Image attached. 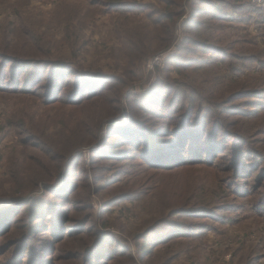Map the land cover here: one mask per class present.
Returning a JSON list of instances; mask_svg holds the SVG:
<instances>
[{
	"label": "trees",
	"instance_id": "1",
	"mask_svg": "<svg viewBox=\"0 0 264 264\" xmlns=\"http://www.w3.org/2000/svg\"><path fill=\"white\" fill-rule=\"evenodd\" d=\"M157 1L173 10L165 14L123 0H80L79 13L45 20L46 28L41 27L44 33L39 32L40 35L34 31L36 26L29 23L32 30L24 29L21 37L12 34L14 17L19 12L13 11L12 6L0 5V202L13 199L29 205L30 209V202L26 201L32 193L41 186L46 189L45 193L55 191L58 183L68 179L75 161L82 158L83 148L99 140L104 130L108 131V143L117 136L124 141L122 146L128 148L107 151L106 146L103 159L126 163L131 159L128 151H137L140 162L131 165L143 169L132 172L136 181L142 183L141 176L150 170L164 176V170L185 168L196 177L184 188L175 184L169 187L167 198H160L166 192L160 178L156 187L145 194L149 198L143 204L106 210L102 229H112L111 221L124 216L126 222L121 232L125 233L123 226L140 232L137 238L148 242L147 247L154 244L160 249L168 241L191 237L190 228L203 226L199 224L202 222L194 225L179 217L216 219L219 212L235 211L239 198L249 196L250 190L263 185L264 167L258 161L262 151L250 145L248 138L253 126L249 125L250 119L264 120V114L255 113L257 109H264V70L260 69L252 77L255 71L242 67L257 58L264 60V52L255 51L257 55H254L252 50L264 48V33L253 39L242 38L238 50L231 55L225 51L232 49L228 38L223 36L226 27L193 23L200 13L198 5L205 6L204 0ZM106 6L107 12L97 9ZM188 7L193 8L189 11ZM121 8L124 12H120ZM136 9L151 10L140 14ZM206 11L201 14L203 17L210 15L220 23L234 21L220 9ZM182 17H185L181 21L184 33L176 50L193 51L189 48L193 47L207 55L206 58L202 63L184 65L175 55L172 64L176 65L179 78L168 77L164 67L156 68L148 86L139 84L141 93L129 95L128 103L122 106L124 93L142 82L144 65L177 41L175 27ZM189 26L198 28L197 37L185 34ZM94 36L99 37V45ZM18 42L21 43L15 44ZM223 52L229 55L228 60L221 58ZM108 79L116 85L111 100L107 93L114 87ZM85 108L93 110L92 119ZM59 113H69V116L51 118V114ZM116 114L120 119L129 117L128 122L111 118ZM229 114L235 118L227 121ZM111 131L115 133L111 135ZM226 151L230 158L222 161L219 157ZM219 164L224 166V176L218 174ZM251 177L256 186L241 185L240 180ZM121 184V180H103L97 186L111 188ZM69 185L66 181L60 189ZM123 197V202L136 200L130 194ZM263 201L259 202L261 207H264ZM47 204L54 205V202ZM30 215L37 223L33 230L44 227L40 231L54 238L61 232L63 225H57L58 216L50 217L44 208ZM254 226L255 230L247 226L243 234L227 231L219 235L214 229L211 242L214 251L202 243L197 248L201 254L205 251L213 254L212 261L226 255L232 261L252 260L264 251V219L255 220ZM6 227L5 223L0 231ZM15 227L17 223L4 232L9 235ZM102 229L95 232L97 238L89 250H96L98 241L106 234ZM249 230L253 240L247 239L245 244ZM27 247L21 246L20 252ZM201 259L195 264H208V259Z\"/></svg>",
	"mask_w": 264,
	"mask_h": 264
},
{
	"label": "rangeland",
	"instance_id": "2",
	"mask_svg": "<svg viewBox=\"0 0 264 264\" xmlns=\"http://www.w3.org/2000/svg\"><path fill=\"white\" fill-rule=\"evenodd\" d=\"M0 0L1 4H6L12 6L11 9L16 13L19 12L17 17H14V30L12 34L17 37L24 36V29H31L29 23L36 26L35 32L44 33L45 20L54 19L57 16L67 17L78 12L77 6L80 0ZM91 2V0H89ZM95 1V0H92ZM104 1V0H103ZM109 0H105L108 2ZM125 3L129 4H139L144 6V8H153L152 10L161 11L165 14H169L173 9H166L164 5L158 3L157 0H123ZM31 2V6L27 4ZM196 2V0H195ZM194 2V3H195ZM205 6L198 5V15L196 14L195 21L193 23L201 22L203 25L215 26L221 24V26L226 27L223 30V36L228 38L231 48L225 51H229L231 55L234 54L235 50H238L240 40L242 38L253 39L256 36L264 33V0H204ZM102 8V9H99ZM189 11L192 10L193 7ZM217 8L218 10H216ZM98 10H104L107 12L108 7H98ZM150 9V10H151ZM222 11L229 18L234 20L233 22H218L210 15L203 17L201 14L207 12L206 10H212L213 12ZM140 14H147L148 11H138ZM10 11V10H9ZM120 12H124L121 8ZM2 12H0L1 15ZM152 13V11H151ZM48 14H53L48 16ZM188 17V16H187ZM176 25V42L165 52H162L151 60H149L144 65V78L142 82L136 83L134 86L130 87L126 93L121 98L122 106L128 103L129 95H139L141 89H138L139 84L143 87H147L149 79L156 73V68H166L168 77L174 79L179 78L175 70L176 65L172 64V57L179 56L180 61H184V65H189V62L202 63L203 59L207 55L201 53L199 50L191 48L193 51H180L176 50V45L181 41L183 36V30L181 24L182 20ZM2 20V17L0 18ZM198 23V24H199ZM47 24L52 23L48 22ZM134 26V23H131ZM227 27L235 28L236 30H229ZM46 28V27H45ZM198 28L190 27L185 31L188 36L197 37ZM96 35V34H95ZM264 36V35H263ZM93 40L99 42V37L94 36ZM262 40V39H261ZM261 40L257 41L260 43ZM264 40V39H263ZM21 42L15 43L19 44ZM234 46V47H233ZM13 47H18L13 45ZM225 48V47H224ZM253 48V47H252ZM251 48V49H252ZM253 54L255 51L264 52L262 46L252 49ZM222 59L228 60L229 55L226 53H220ZM217 54L218 57H220ZM98 57V55H96ZM216 57V58H218ZM262 60V62L260 61ZM105 62V61H104ZM112 66V65H111ZM264 60L263 58H257V61L247 63L246 66L242 67L249 71L254 70L255 73L251 74L258 75L257 71L263 69ZM171 68V70H169ZM104 75H107L103 72ZM109 84H113L114 88H111L107 95H109V100L113 97L112 92H114L115 86L113 80H107ZM144 89V88H143ZM126 102V103H125ZM136 108V107H134ZM90 114L89 118L92 119L94 112L91 109L85 108ZM264 114V109H257V112ZM148 115V114H147ZM69 116V113H59L51 114V118L59 119ZM230 116V117H229ZM238 117V115L236 116ZM111 118H117L118 121L127 123L129 117L123 116L122 119L118 117V114L113 115ZM233 115H227L226 120L230 121ZM145 121V120H144ZM245 120L243 119V122ZM249 125L252 126V135H249L248 143L254 148L261 150V156L259 157V165L264 167V120L263 122L252 121L250 119ZM251 128V127H250ZM115 131H111V135ZM108 131L104 130L101 132V138L93 141L89 145L85 146L82 150V158L76 160L73 164L70 173L68 174V181L71 185L68 188L62 190L60 187L64 182L58 183L55 191L52 193H45L46 189L43 186L39 187L32 196L27 199L30 202L29 205L24 203L16 202L12 200L0 202V204L7 203L4 207L0 206V227L6 223L5 230L12 224L17 223L15 230L9 235L4 231H0V264H195L202 260L201 258L208 259V264H264V251L254 257L252 260L244 261L243 259L235 260L229 258L228 255L223 257L218 261H212L213 254L208 251L201 254L197 248L199 243L208 245L209 251H214L215 248L211 242L214 238V233L212 230L217 229L219 235L225 232H237L238 234H243L250 227L255 230L254 221H261L264 219V207H261L259 202L264 200V178L262 181L263 185L257 187L256 190L253 189L249 191V196L241 197L238 199L235 211H222L217 213L216 219L214 218H192L187 216L179 217V220H184L191 222L194 225L198 222H202L203 226H192L190 228L193 230L191 237L174 239L164 243L163 247L156 249L158 247L152 246L147 247L148 242H145L137 236L140 232L135 233V230L123 226L125 233L121 232V226L126 222L124 216L120 220H112L110 225L112 229H102L104 226L102 223L107 219L106 211L109 208H115L118 210L120 207L126 206H139L143 204L147 198L145 194L150 193L154 187H156L157 180L161 178L163 184L166 185L165 191L162 192L160 198L168 197L167 191L169 187H174V184L184 188L186 185L192 183L196 177L194 174L190 173L189 169H179L176 171L164 170V176L160 174L155 175L153 171H149L145 176H141L142 180L140 182L136 181L134 174L132 172L141 171L143 168L136 167L133 162H140L137 159V151L133 152L129 150L130 158L125 161H108L103 159V150L112 151L119 148H128L124 145L122 139H118L117 136H113L114 143L107 141ZM103 148V149H102ZM100 149L99 151H97ZM222 161L230 158V153L226 151L223 155L219 157ZM219 159V160H220ZM106 160V161H105ZM224 166L218 165L219 176H224L223 173ZM264 176V169H262L261 177ZM260 177V178H261ZM145 179V182H144ZM112 181L121 180L122 184L118 187L111 188H100L97 184L100 181ZM254 177L247 180H240L241 185L246 187V184L254 183ZM98 187V188H97ZM253 187V186H252ZM254 188V187H253ZM174 192L175 190H171ZM130 194L134 199L133 202H123L124 195ZM54 202V205L47 204ZM264 202V201H263ZM115 205V207H112ZM44 210L50 215V217L58 216L60 222H57L58 226L63 225L61 232H57V237H52L48 235L47 232H42L39 230H33V216L30 215L32 211ZM107 212V213H106ZM26 213V214H25ZM112 217L111 219H113ZM249 218L251 220H249ZM45 219V218H44ZM44 219L42 221H44ZM219 219V220H217ZM37 224V223H35ZM110 226V227H111ZM195 227V228H194ZM119 228V229H118ZM135 228V227H134ZM103 230L106 231L101 240L97 243V248L91 251V246L94 244L97 235L95 232ZM3 237V238H2ZM248 240H253V236L250 235V230L246 232L244 242L246 244ZM27 241L24 245L23 243ZM165 242V240L163 241ZM168 244V245H166ZM27 249L21 253V246ZM132 246H136L134 249ZM91 249V250H89ZM146 250V251H145ZM261 258V259H258ZM263 258V259H262ZM258 259V260H257ZM254 260V261H253ZM113 262V263H112Z\"/></svg>",
	"mask_w": 264,
	"mask_h": 264
}]
</instances>
